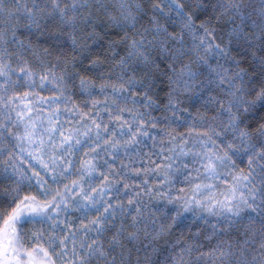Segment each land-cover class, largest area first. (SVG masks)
I'll use <instances>...</instances> for the list:
<instances>
[{"label": "clouds", "instance_id": "obj_1", "mask_svg": "<svg viewBox=\"0 0 264 264\" xmlns=\"http://www.w3.org/2000/svg\"><path fill=\"white\" fill-rule=\"evenodd\" d=\"M0 264H264V0H0Z\"/></svg>", "mask_w": 264, "mask_h": 264}]
</instances>
